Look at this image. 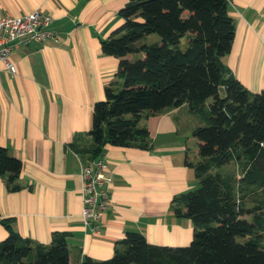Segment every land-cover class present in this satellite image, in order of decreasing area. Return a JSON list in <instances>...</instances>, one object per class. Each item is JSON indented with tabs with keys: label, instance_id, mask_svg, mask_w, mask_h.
Wrapping results in <instances>:
<instances>
[{
	"label": "crops",
	"instance_id": "obj_1",
	"mask_svg": "<svg viewBox=\"0 0 264 264\" xmlns=\"http://www.w3.org/2000/svg\"><path fill=\"white\" fill-rule=\"evenodd\" d=\"M126 1L0 0V17L37 7L49 13L55 34L13 49L15 73L0 62V145L22 164L12 182L17 189L0 175V241L8 234L3 219L32 244L47 245L53 231H64L74 264L85 256L111 257L128 231L158 245L183 246L192 239L193 223L170 204L174 195L198 186L187 161L198 159L192 131L200 122L185 103L142 114L146 147L105 146L109 205L97 221L98 233L83 225L80 167L93 158L95 146L87 132L93 105L105 98L119 62L101 52L100 41L120 25L117 12ZM228 13L234 36L221 59L234 78L258 92L264 89V0H228Z\"/></svg>",
	"mask_w": 264,
	"mask_h": 264
},
{
	"label": "trees",
	"instance_id": "obj_2",
	"mask_svg": "<svg viewBox=\"0 0 264 264\" xmlns=\"http://www.w3.org/2000/svg\"><path fill=\"white\" fill-rule=\"evenodd\" d=\"M117 15L120 25L100 41L101 52L119 62L105 98L93 105L91 159L108 144L146 147L142 114L187 104L200 122L192 131L198 159L187 161L198 186L170 204L194 232L188 244L168 246L128 231L111 257L74 264H264V89L248 90L221 59L234 36L228 0H127ZM150 34L159 37L154 44L143 42ZM21 167L0 145V175L10 189L18 188L12 182ZM3 220L8 234L0 264H70L66 232L53 231L47 245L32 244Z\"/></svg>",
	"mask_w": 264,
	"mask_h": 264
},
{
	"label": "built area",
	"instance_id": "obj_3",
	"mask_svg": "<svg viewBox=\"0 0 264 264\" xmlns=\"http://www.w3.org/2000/svg\"><path fill=\"white\" fill-rule=\"evenodd\" d=\"M51 22V15L38 7L20 15L0 17V62L7 72L17 71L15 62L9 56L13 49L32 41L55 37ZM80 175L83 179L80 191L83 225L98 233L97 221L109 205L108 186L111 180L104 155L82 164Z\"/></svg>",
	"mask_w": 264,
	"mask_h": 264
},
{
	"label": "rangeland",
	"instance_id": "obj_4",
	"mask_svg": "<svg viewBox=\"0 0 264 264\" xmlns=\"http://www.w3.org/2000/svg\"><path fill=\"white\" fill-rule=\"evenodd\" d=\"M159 39V37H158V35H156V34H150L143 42H146V43H151V44H154L157 40ZM186 37H183L182 39H181V42H180V46L182 47V48H184L185 47V45H186ZM139 56V54H134L133 55V58H137ZM209 101H210V99H209ZM198 184V183H197ZM213 224V223H212ZM240 240V239H239Z\"/></svg>",
	"mask_w": 264,
	"mask_h": 264
},
{
	"label": "water",
	"instance_id": "obj_5",
	"mask_svg": "<svg viewBox=\"0 0 264 264\" xmlns=\"http://www.w3.org/2000/svg\"><path fill=\"white\" fill-rule=\"evenodd\" d=\"M219 89H220V90H222V89H223V87H220Z\"/></svg>",
	"mask_w": 264,
	"mask_h": 264
}]
</instances>
